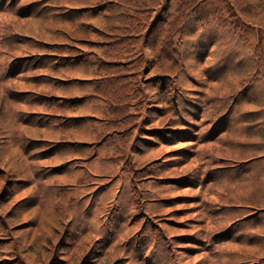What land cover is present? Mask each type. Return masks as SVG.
Returning <instances> with one entry per match:
<instances>
[{"label": "trees", "instance_id": "trees-1", "mask_svg": "<svg viewBox=\"0 0 264 264\" xmlns=\"http://www.w3.org/2000/svg\"><path fill=\"white\" fill-rule=\"evenodd\" d=\"M74 1L35 0L32 7L17 9L20 0H0V11L18 12L16 21L24 23L14 34L23 40L0 53L8 60L0 71V248L9 249L0 253V264H29L32 258L33 264H54L53 256L65 253L68 264H92L97 259H91L86 241H78L89 232L70 229L63 204L54 205L60 196L58 180L78 183L68 193L88 188L81 171L93 157L80 159L77 151L89 147L70 141L80 135L75 133L79 125L84 126L80 133L88 130L92 145L102 146L107 162L119 167V176L127 174L136 207L135 216L127 218L128 228L139 223V230L145 225L154 229L170 264H205L193 258L211 248V240L241 260L237 263L231 255L230 264H264V225L257 221L258 214L264 216V198L253 194L248 180L252 171L244 165L243 154L236 153L238 146L257 147L261 131L255 129L254 119L247 122L245 137L254 139L248 146L234 138L241 133L231 131L232 124L220 134L199 138L195 114L189 112L191 117L185 119L176 99L185 21L220 26L221 9L212 0H154L155 7L149 0ZM231 3L242 19L258 20L264 29V0ZM253 58L252 81L264 80V50L255 49ZM94 106L96 115L82 114ZM36 143L40 147L32 148ZM222 143L230 144V153ZM195 145L198 154H219L225 164L212 167L201 155L194 158L187 148ZM215 171L226 174L212 176ZM46 184L57 187L41 190V200L34 205L48 209L45 222L24 220L35 212L21 199ZM153 208L156 212L151 213ZM251 219L250 227L240 225ZM125 221L118 224L123 227ZM130 235L126 232L127 240L116 246L134 247ZM142 248L146 249L141 243L134 249L140 253ZM85 250L88 253L81 257ZM145 263L159 264L153 257ZM113 264L128 262L117 257Z\"/></svg>", "mask_w": 264, "mask_h": 264}, {"label": "rangeland", "instance_id": "rangeland-1", "mask_svg": "<svg viewBox=\"0 0 264 264\" xmlns=\"http://www.w3.org/2000/svg\"><path fill=\"white\" fill-rule=\"evenodd\" d=\"M34 1L20 0L21 3L18 2L16 7L17 9L23 6L32 7ZM64 1L75 3L74 0ZM91 1L104 2L105 0ZM106 1L116 3L118 0ZM152 1L154 0H149V4L155 7L156 5ZM212 2L214 6L221 9V17L224 19L223 24L219 26L212 22L201 27L199 25L196 26L192 18H188L185 21L184 34L178 47L182 67L175 82V87L179 89V95L176 94V99L180 105V109L183 110L185 119L189 112L195 114L192 116V120L196 126L194 131L196 134L199 133V138L213 136L214 133L220 134L227 125L232 124L230 130L235 133H241V135L236 134L234 138L240 144L248 146V143L251 144L254 142V139H247L245 137L247 136V131L244 129V126L250 119H254L253 124L255 125V129L261 131L258 136L260 143L257 147H250L249 145V148L246 147L245 149L238 146L236 153L243 154L241 155V159L242 161L245 159L244 165L252 171L248 180L254 187L252 190L253 194H256L259 198H264V151H256L264 147V80L258 79L257 82L252 81L254 74H256L253 55L257 48L264 50V29L262 23L258 20L250 22L244 18L242 19L236 13L231 0H212ZM78 3L83 4V1L77 2V5ZM16 13L18 12L13 11V13H9L7 10L0 11V53L17 45V40H23L21 37L14 35L24 24L23 22L16 21L18 19ZM57 20L59 23L60 18ZM44 27L45 25H43ZM0 64H2L0 71H4L5 65L8 64L5 56L0 57ZM260 72L263 75L264 72L262 70ZM91 111L93 115H96L99 111L98 106H94L93 109L84 108L82 114H92ZM250 113L251 115H248ZM221 115H224V118L218 121V117ZM189 117H191L190 114L187 115L188 119ZM189 123L191 124V121ZM82 129H84V126L79 125L75 133H79L80 135L75 134L72 136L73 139H69L71 143L80 142L85 144V147H89L85 149V152L77 151L80 159L88 158L87 155L93 157V159H89L85 164V171H81V174L84 172L86 176L84 182L85 189L88 188L81 193H68L69 189L73 190L71 186L78 183L58 180L59 184H57L60 187L56 188V192L61 198L60 196L57 197L54 205L56 201L63 204L65 213L68 212L67 218L70 221V229L79 230V233L83 235L89 232L85 239L81 237L78 241H81L80 244L86 241V249H89L93 253V255L91 254V259L93 257L97 258L93 259L91 263L113 264L117 257L118 259L123 257L128 264H147L145 262L153 257L155 260H158L159 264H170L169 261L171 260L164 258L162 253L163 247L160 245V237L153 232L154 229L149 225H145V227L141 226L142 229L139 230V223L134 228H128L131 223L128 222L127 218L135 216L134 209L136 207L132 203V193L127 174L123 171L119 176L121 172L119 167L113 163L110 165L107 162L106 154H103V148H101L102 146L95 147L92 145L93 138L90 137V134L87 136L88 130L85 129L83 133H80ZM222 144H224L226 151L230 153V144ZM31 147L38 148L40 146L36 143L31 145ZM76 148L74 147L75 151ZM198 149L199 147L195 145L191 148L188 147L187 152H193L191 154L194 158L201 155L199 158L202 160L206 159L203 162H210L212 167L214 164L220 167L225 164L220 160L219 154H215L216 157L214 158L210 152L203 153V155L198 154L196 152ZM256 158L258 159L256 160ZM197 163L201 162L196 160L195 164ZM36 174V176L40 175L39 173ZM225 174V171H215L212 173V176ZM223 177L225 178V176ZM22 181L26 182L27 179L25 178ZM55 186L56 184H46L30 193H28L30 189L25 190L23 194L28 193L25 197L28 199H21V202H25L24 205L28 206L27 208L35 213H29V216H25L24 220L31 223L35 222V224L45 222L48 209L45 211L42 207L36 208L34 205L36 201L41 200V190L48 187L55 188ZM252 199L254 202H257L256 198L252 197ZM156 209H149V211L154 213ZM258 215L260 218L257 221L264 225V216ZM188 219H191V217ZM109 220H112L111 225L109 224ZM253 220L251 219V221L246 223L242 222L240 225L243 224V226L248 228L251 226ZM119 221H125L123 224L124 228L118 224ZM212 221L215 224L219 222V219H213ZM221 224L223 227L227 225V223L223 222ZM172 225L179 227L175 224ZM126 232H130L131 235L129 237L134 238V247L128 248V245L116 246L118 243L127 240L125 238ZM183 234L184 232L177 233V236ZM34 236H36V233ZM136 240H139V242L136 243ZM183 241L192 242L195 240L194 238L192 240L177 239V242ZM130 243L132 242L130 241ZM141 243L145 245L146 249L142 248L143 250L140 252L142 254L140 255L134 248L138 247V244ZM213 243L214 241L211 240V248L205 249L203 253L195 255L193 262L230 264L232 262L231 255L234 257L235 262L241 261L236 254H230L232 252L230 248L224 249L225 246H214L216 244ZM3 246L7 245L4 244ZM53 246L54 244L51 242L50 247ZM179 248H184V246ZM87 250L82 253L81 257L88 253ZM8 251L9 249L5 251L0 248V253ZM195 251L187 252L188 254H192ZM97 252L100 254L96 255ZM68 258L66 253L65 255H55L53 256L52 263L68 264ZM33 261L34 258L31 259L29 264H33Z\"/></svg>", "mask_w": 264, "mask_h": 264}]
</instances>
